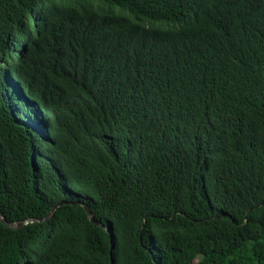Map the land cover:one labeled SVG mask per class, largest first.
Wrapping results in <instances>:
<instances>
[{
	"label": "trees",
	"instance_id": "obj_1",
	"mask_svg": "<svg viewBox=\"0 0 264 264\" xmlns=\"http://www.w3.org/2000/svg\"><path fill=\"white\" fill-rule=\"evenodd\" d=\"M0 213V264H264V0H0Z\"/></svg>",
	"mask_w": 264,
	"mask_h": 264
},
{
	"label": "water",
	"instance_id": "obj_2",
	"mask_svg": "<svg viewBox=\"0 0 264 264\" xmlns=\"http://www.w3.org/2000/svg\"><path fill=\"white\" fill-rule=\"evenodd\" d=\"M85 207L87 208V210H88V212H89V215H90V218H91L90 220H91L93 223H95V224H97V225H100V223H99L98 221L95 220V218H94V216H93V214H92L90 208H89L87 205H86ZM56 210H57V207L55 208L54 212H55ZM0 219H1V221H2L4 224H7L9 227H11V228H13V229H15V230H19V229H21V228L25 227L26 225H28V224H30V223L33 222L32 220H29V221H26V222H21V223L13 224V223L7 222V220L4 218V216L2 215V213H0Z\"/></svg>",
	"mask_w": 264,
	"mask_h": 264
},
{
	"label": "rangeland",
	"instance_id": "obj_3",
	"mask_svg": "<svg viewBox=\"0 0 264 264\" xmlns=\"http://www.w3.org/2000/svg\"><path fill=\"white\" fill-rule=\"evenodd\" d=\"M115 12H117V13H121V11H120V10H118V9H115Z\"/></svg>",
	"mask_w": 264,
	"mask_h": 264
},
{
	"label": "bare ground",
	"instance_id": "obj_4",
	"mask_svg": "<svg viewBox=\"0 0 264 264\" xmlns=\"http://www.w3.org/2000/svg\"><path fill=\"white\" fill-rule=\"evenodd\" d=\"M186 36V35H185Z\"/></svg>",
	"mask_w": 264,
	"mask_h": 264
}]
</instances>
